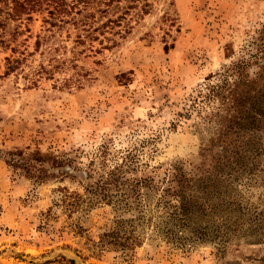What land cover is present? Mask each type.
<instances>
[{"label": "rangeland", "instance_id": "374dc122", "mask_svg": "<svg viewBox=\"0 0 264 264\" xmlns=\"http://www.w3.org/2000/svg\"><path fill=\"white\" fill-rule=\"evenodd\" d=\"M99 7L88 10L93 28L114 21L98 39L78 43L73 26L50 27L42 12L22 22L15 51L0 46V264H264V155L254 174L213 182L221 152L209 151L202 117L213 109L200 95L234 62L250 60L255 76L264 0ZM8 56L24 58L10 74ZM128 152L133 177L178 164L212 185L196 186L178 216L177 199L155 190L131 211L86 191L92 163L94 184ZM119 227L125 243L109 235Z\"/></svg>", "mask_w": 264, "mask_h": 264}, {"label": "trees", "instance_id": "16d2710c", "mask_svg": "<svg viewBox=\"0 0 264 264\" xmlns=\"http://www.w3.org/2000/svg\"><path fill=\"white\" fill-rule=\"evenodd\" d=\"M120 1L122 0H0V46L15 51L11 43L24 33L22 22L31 21L33 14L42 12H46L44 22L50 27L63 28L67 24L73 26L77 30L78 43L98 39L96 31L104 34L106 25L114 20L109 18L107 22L93 28L91 18L95 17V13H88V10L94 4H104L105 7H99V11L106 14L111 7L119 6ZM41 43L39 34L35 42L36 50L40 49ZM260 54L258 60L263 61L258 62L259 68L255 76L247 72L250 60L234 62L225 67L220 74V81L209 86L205 95L200 93L203 103L211 105L213 109L202 117L210 123L208 125L213 130L208 143L209 151H212V147H219L221 152L217 161L218 168L215 167L216 172H213L216 178L213 182L238 181L242 178V172L254 174L259 162L256 159L264 155V47L260 48ZM23 60L24 58L15 56L6 57V73L10 74L20 68ZM40 70L49 71L44 64L40 65ZM71 81L72 79H66L63 85L69 86ZM32 83L37 82L33 80ZM191 107L193 111L196 105L192 104ZM184 110L180 117L190 118L192 111ZM93 165L94 163L91 164L90 171L96 172ZM161 170L164 172L163 176H160ZM90 171H84L81 176L86 191L95 198L122 203L129 211L143 208L146 198L155 190L160 193V200L167 196L177 199L179 205L173 216L179 215L178 210L185 215L191 210L188 196L193 194L194 189L203 187L206 191L212 185L207 182L208 178L187 171L178 164L171 168H154L150 175L133 177L129 174L138 171V166L132 152L125 154L122 161L108 174L99 175L94 184L88 182V179L95 177ZM144 189H147V193L143 192ZM125 221L120 220V226ZM119 231L120 227L109 235L114 236L117 243H125L118 242L116 236L121 235ZM125 240L128 241L127 237Z\"/></svg>", "mask_w": 264, "mask_h": 264}]
</instances>
